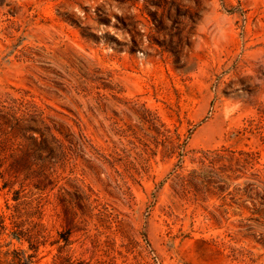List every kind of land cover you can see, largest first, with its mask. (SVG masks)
I'll return each instance as SVG.
<instances>
[{
  "label": "rangeland",
  "instance_id": "obj_1",
  "mask_svg": "<svg viewBox=\"0 0 264 264\" xmlns=\"http://www.w3.org/2000/svg\"><path fill=\"white\" fill-rule=\"evenodd\" d=\"M22 96L70 131L34 264H264V0H0Z\"/></svg>",
  "mask_w": 264,
  "mask_h": 264
},
{
  "label": "trees",
  "instance_id": "obj_2",
  "mask_svg": "<svg viewBox=\"0 0 264 264\" xmlns=\"http://www.w3.org/2000/svg\"><path fill=\"white\" fill-rule=\"evenodd\" d=\"M58 134L68 137L70 131L24 96L11 97L7 103L0 101L2 187L13 188L23 173L20 188L14 190L16 203L7 202V210L0 207V229L9 228L8 234L12 239L16 238L21 243L27 241L33 250L31 253H27L26 249L6 250L5 261L8 264H34L35 252L46 241L45 227L41 222L42 197L33 191L28 194L25 190L27 187L43 189L41 182L50 179L53 172L52 158H65L66 149ZM6 219H9V226L5 223Z\"/></svg>",
  "mask_w": 264,
  "mask_h": 264
}]
</instances>
